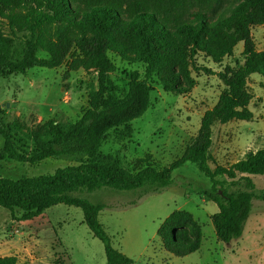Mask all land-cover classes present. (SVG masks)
<instances>
[{
	"label": "trees",
	"instance_id": "trees-1",
	"mask_svg": "<svg viewBox=\"0 0 264 264\" xmlns=\"http://www.w3.org/2000/svg\"><path fill=\"white\" fill-rule=\"evenodd\" d=\"M20 11L24 13L21 18L17 16ZM3 20H7L12 34L16 28L29 32L24 55L18 61L10 58L12 39L3 33ZM46 24H54L56 30L54 39L44 47L48 56L43 58L38 55V34ZM262 25L264 0H0V78L25 74L33 67L58 68L72 54L81 58L73 69L92 68L97 76L87 92L88 108L81 117L68 126L53 119L45 122L33 134L36 149L31 155L14 146L2 117L4 111L0 110L4 141L0 160L37 164L67 159L76 163L57 168L52 174L17 180L0 176V207L20 221L32 220L57 204L79 208L93 237L102 242L107 264H131L130 257L113 248L99 221L106 204L90 202L75 193L104 187L160 193L172 186L174 170L192 163L211 182L202 194L218 207L211 216L217 239L225 244L239 239L252 214L253 200H264V192H255L250 177L264 175V148L228 167L211 169L212 128L253 118L247 83L253 74L264 77V48L256 49L252 29ZM239 43L243 45L244 62L237 67L213 72L195 62L198 53L215 60L230 56ZM109 52L121 57L136 55L144 64V77L138 70L131 71L127 90L120 97L112 94L109 75L116 66ZM192 71L216 75L223 88L178 159L162 169L145 166L131 173L116 158L100 155L110 130L128 128L148 110L149 80L154 75H159L164 91L186 94L194 84ZM16 209L21 212L19 217L13 214ZM157 236L163 248L177 257L196 252L202 241L200 225L184 210L167 216ZM0 264H18L17 257L0 256Z\"/></svg>",
	"mask_w": 264,
	"mask_h": 264
},
{
	"label": "rangeland",
	"instance_id": "rangeland-1",
	"mask_svg": "<svg viewBox=\"0 0 264 264\" xmlns=\"http://www.w3.org/2000/svg\"><path fill=\"white\" fill-rule=\"evenodd\" d=\"M23 15L22 11L17 13L19 18ZM2 30L12 39L11 60H20L29 32L16 28L10 33L7 20H3ZM55 30L54 24L40 29V57L48 56L44 47L54 39ZM252 37L256 49L264 48V25L254 27ZM242 49L239 43L232 55L220 60L198 53L195 62L213 72L222 71L226 66L237 67L244 62ZM108 55L116 66L109 75L112 94L120 97L127 90L131 71L138 70L144 77V64L136 55L121 57L111 52ZM80 59L72 54L58 68L33 67L25 74L0 78V110L4 111L2 117L13 144L21 153L35 152L33 134L45 122L53 119L68 126L88 108L87 92L96 83L97 76L92 68L73 69ZM191 77L194 84L190 90L175 94L164 91L159 75H154L149 80L152 90L148 110L128 128L110 130L100 155L116 158L131 173L145 166L162 169L178 159L196 135L202 115L214 106L223 88L216 75L192 71ZM247 84L252 94L249 109L253 118L213 126L211 169L228 167L264 148V77L253 74ZM3 143L0 136V150ZM69 165L76 163L47 159L29 164L4 158L0 160V176L17 180L23 176L52 174L57 168ZM172 177V186L160 193L104 187L77 192L75 196L106 204L99 221L113 248L130 257L131 264H264V200H253L252 214L242 236L225 244L217 239L211 222L218 207L202 194V189L211 185L209 179L192 163L174 170ZM250 177L255 183V192H264V175ZM177 210L190 212L202 231L200 248L184 257L168 253L157 236L162 221ZM13 214L19 217L21 212L16 209ZM0 256H16L18 264H107L104 246L86 226L81 209L64 204L52 206L29 221H20L0 207Z\"/></svg>",
	"mask_w": 264,
	"mask_h": 264
}]
</instances>
